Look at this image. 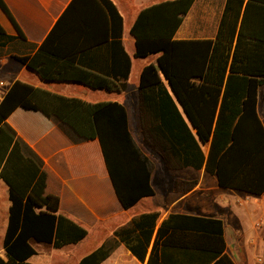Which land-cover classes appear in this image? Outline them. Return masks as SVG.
<instances>
[{
    "label": "trees",
    "instance_id": "1",
    "mask_svg": "<svg viewBox=\"0 0 264 264\" xmlns=\"http://www.w3.org/2000/svg\"><path fill=\"white\" fill-rule=\"evenodd\" d=\"M101 2L108 13L117 14L109 0ZM193 2L154 3L142 8L130 27L134 55H155L139 73L138 124L143 141L167 168H203L222 187L259 195L264 191V123L258 110L261 101L264 112V0H225L213 38L176 39L174 33ZM0 9L17 37L24 38L4 0ZM56 28L36 53L16 59L44 80L74 79L109 88L104 76L86 70L67 72L72 60L60 63L61 56L47 50ZM10 39L0 25V46ZM46 53L56 57L50 59L57 61L55 69L48 66ZM127 62L129 68V57ZM17 107L41 112L74 142L97 139L124 209L154 193V162L130 132L121 103L90 102L14 80L0 101V178L10 201L2 244L5 259L0 256V264H32L28 259L37 253V243L59 248L88 233L58 211V197L45 192L46 172L24 153L5 123ZM159 216L158 211L141 213L115 228L113 236L82 256L79 264H100L117 240L145 264H234L225 252L220 218L169 213L158 222Z\"/></svg>",
    "mask_w": 264,
    "mask_h": 264
},
{
    "label": "crops",
    "instance_id": "2",
    "mask_svg": "<svg viewBox=\"0 0 264 264\" xmlns=\"http://www.w3.org/2000/svg\"><path fill=\"white\" fill-rule=\"evenodd\" d=\"M4 1L24 35V38L17 37L14 26L0 9V25L6 34L12 36L0 46V89L4 93L18 79L90 102L117 101L126 109L132 135L141 133L138 124L139 73L155 55H134L135 43L130 27L142 8L164 0H109L117 14L108 13L101 0H75L65 15L73 0ZM224 3L225 0H194L174 38H213ZM56 25L47 50L61 56L57 59L60 63L67 64L66 58L72 60L65 67L67 72L74 74L86 70L93 76H104L109 80V88L92 87L74 79L44 80L36 70L16 59L36 53ZM45 58L49 59L48 66L55 69L57 61L51 60L56 57L46 53ZM5 123L14 131L24 153L34 157L46 172L45 192L58 197V211L87 228V235L77 243L91 234L96 237L95 244L81 255L72 251H49L50 247L59 250L63 246L56 248L37 243V253L28 259L30 263L79 264L82 256L112 237L115 228L141 213L158 211V222L169 213L220 218L225 252L233 263L264 264V191L254 195L222 187L216 176L203 168H168L174 173L166 174L165 188L164 180L158 182L153 170L154 193L124 209L111 184L97 139L74 142L57 123L41 112L21 107L15 108ZM191 181L195 183L189 187ZM9 205L8 187L0 178V256L4 259L2 244ZM139 205L140 211L129 212ZM249 213L255 217L245 222L244 214ZM100 264H145V261H139L123 242L117 240Z\"/></svg>",
    "mask_w": 264,
    "mask_h": 264
},
{
    "label": "rangeland",
    "instance_id": "3",
    "mask_svg": "<svg viewBox=\"0 0 264 264\" xmlns=\"http://www.w3.org/2000/svg\"><path fill=\"white\" fill-rule=\"evenodd\" d=\"M258 110H259V115L262 118V120L264 121V112H263V106L261 101L258 103ZM135 136V140L136 142L140 145V147L148 154V156L153 160L154 162V171L155 174L157 176V181L159 179L158 182H163L164 184V188H165V184H166V174H170L173 175L174 171L173 170H169L165 165L163 160L161 159V157L152 149H150L148 146H146V144L143 141V135L142 133L139 134H133ZM204 150H206V147H204ZM161 184V183H160ZM141 210L140 205L135 207V209H132L131 211H129L130 213H136L138 211ZM244 211V210H242ZM123 217L122 216H118ZM244 221L247 222L249 220H253L254 219V214H244ZM111 238V237H110ZM96 242V237L93 236L92 234L89 235V237H86L85 240L81 241L80 243L77 244H70V245H65L62 248H59V250H50L49 251H55V252H68V251H72L78 255H81L83 253V251H87L88 249H90V247L95 244ZM37 245V244H36ZM259 255V254H258Z\"/></svg>",
    "mask_w": 264,
    "mask_h": 264
},
{
    "label": "built area",
    "instance_id": "4",
    "mask_svg": "<svg viewBox=\"0 0 264 264\" xmlns=\"http://www.w3.org/2000/svg\"><path fill=\"white\" fill-rule=\"evenodd\" d=\"M1 86V85H0ZM4 92L0 89V101L2 100Z\"/></svg>",
    "mask_w": 264,
    "mask_h": 264
}]
</instances>
